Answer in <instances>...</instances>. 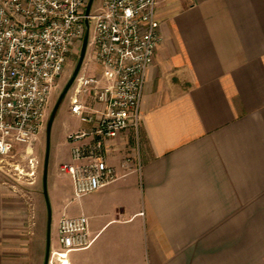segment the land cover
Returning <instances> with one entry per match:
<instances>
[{
	"label": "crops",
	"instance_id": "0c3cea01",
	"mask_svg": "<svg viewBox=\"0 0 264 264\" xmlns=\"http://www.w3.org/2000/svg\"><path fill=\"white\" fill-rule=\"evenodd\" d=\"M158 4L140 130L106 148L119 179L79 199L68 175L55 185L57 236L64 216H86L94 239L67 264H264V0ZM5 190L0 264H35Z\"/></svg>",
	"mask_w": 264,
	"mask_h": 264
},
{
	"label": "built area",
	"instance_id": "2783aa9c",
	"mask_svg": "<svg viewBox=\"0 0 264 264\" xmlns=\"http://www.w3.org/2000/svg\"><path fill=\"white\" fill-rule=\"evenodd\" d=\"M89 2L0 0V158L27 159L32 175L53 89L83 45L87 24L93 30L96 69L80 71L71 87V113L88 129L69 136L72 162L61 166L77 199L119 179L106 148L122 132L140 130L147 73L162 42L158 0H102L87 14ZM58 236L49 264L94 242L86 216H64Z\"/></svg>",
	"mask_w": 264,
	"mask_h": 264
},
{
	"label": "rangeland",
	"instance_id": "374dc122",
	"mask_svg": "<svg viewBox=\"0 0 264 264\" xmlns=\"http://www.w3.org/2000/svg\"><path fill=\"white\" fill-rule=\"evenodd\" d=\"M101 3L102 0H95L93 10H97L101 6ZM92 37L93 30L91 31L90 41ZM82 48L83 45L76 50L63 76L53 89L47 111L45 129L35 144L32 156L39 162L35 175L31 174L27 159L23 160L21 157L0 158V185L6 189L4 191L5 194L12 195L18 201L19 207H23L21 210L25 211L23 212L25 217H22L20 216L22 214L21 210L18 209L20 224L22 223V218H24L25 237L22 239L25 244L29 242L30 255L35 259V264H38V262L41 264L46 263L49 238L51 241V251L60 248L59 237L54 228L59 220L62 208L59 206L61 205V199L58 200L56 198L55 185L57 181L63 186L69 185V180L61 172L62 165L72 162V149L67 134L69 128L73 129L81 125L80 120L71 113L73 90L70 89L61 102L60 98L78 66ZM95 69L93 47L88 45L87 55L81 72L92 75ZM55 110V118L50 134H48L47 127L49 120L52 118ZM48 152L46 197L44 193V180L45 162ZM70 158L71 161L69 162ZM17 167L24 169V173L21 174L17 171ZM14 209L17 210V208ZM49 209L52 213L51 228L49 227ZM8 243L9 240H4L2 248L6 249V252L10 248ZM55 246H57V249ZM28 247L26 248L28 249ZM54 263L58 264L56 261Z\"/></svg>",
	"mask_w": 264,
	"mask_h": 264
},
{
	"label": "water",
	"instance_id": "95a60500",
	"mask_svg": "<svg viewBox=\"0 0 264 264\" xmlns=\"http://www.w3.org/2000/svg\"><path fill=\"white\" fill-rule=\"evenodd\" d=\"M95 0H90L89 2V6H88V10H87V14L90 13L92 6L94 4ZM87 32L83 41V48H82V52H81V57L78 63V66L74 72V75L72 77V79L70 80L69 84L67 85V87L65 88L61 98H60V102L63 100V98L68 94L69 90L71 89V87L73 86L78 74L80 73L82 66L84 64L86 55H87V50H88V43H89V35H90V30H89V24H87ZM55 114H56V110L52 116V118H50L49 120V124H48V134H50L51 128H52V124L55 118ZM48 157H49V152L47 153V158H46V162H45V180H44V193L45 196L47 197V187H46V180H47V174H48ZM49 227H52V213L49 209ZM50 256H51V241L49 238L48 241V249H47V256H46V263L45 264H49L50 261Z\"/></svg>",
	"mask_w": 264,
	"mask_h": 264
},
{
	"label": "bare ground",
	"instance_id": "6f19581e",
	"mask_svg": "<svg viewBox=\"0 0 264 264\" xmlns=\"http://www.w3.org/2000/svg\"><path fill=\"white\" fill-rule=\"evenodd\" d=\"M67 264V257L65 259L62 260V262L60 264Z\"/></svg>",
	"mask_w": 264,
	"mask_h": 264
}]
</instances>
